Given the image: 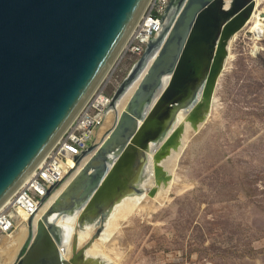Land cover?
<instances>
[{"label": "water", "instance_id": "water-1", "mask_svg": "<svg viewBox=\"0 0 264 264\" xmlns=\"http://www.w3.org/2000/svg\"><path fill=\"white\" fill-rule=\"evenodd\" d=\"M150 1L0 0V206L97 92ZM255 6V0H170L164 16L172 14L170 21L112 97L114 108L160 46L126 111L36 233L30 230L14 264H84L75 241L65 259L64 229L48 215L87 203L79 223L98 225L94 240L112 203L143 191L148 155L157 179L170 178L156 164L180 144L186 122L195 131L207 122L231 42ZM180 113L185 119L175 128ZM108 153L118 154L112 168L104 162Z\"/></svg>", "mask_w": 264, "mask_h": 264}, {"label": "rangeland", "instance_id": "rangeland-1", "mask_svg": "<svg viewBox=\"0 0 264 264\" xmlns=\"http://www.w3.org/2000/svg\"><path fill=\"white\" fill-rule=\"evenodd\" d=\"M249 30L231 45L206 124L169 166L167 202L116 230L107 248L114 264H264V35ZM140 58L122 53L97 91L112 98Z\"/></svg>", "mask_w": 264, "mask_h": 264}, {"label": "bare ground", "instance_id": "bare-ground-1", "mask_svg": "<svg viewBox=\"0 0 264 264\" xmlns=\"http://www.w3.org/2000/svg\"><path fill=\"white\" fill-rule=\"evenodd\" d=\"M255 1H256L255 12L252 16L251 21L249 22V24L247 25L245 29H248V30L250 29L248 33L253 34L252 36L256 40H259L264 35V16H263L264 13L260 12L259 10V8L261 7L260 5L264 2V0H255ZM171 15L172 14L167 16V19L165 20L166 23L170 21ZM237 35L235 36V38L237 37ZM233 41L231 42V45ZM125 44L123 45V47L125 46ZM231 45H230V50H231ZM160 49L161 47L158 46L157 48L153 50V52L148 57L146 64L144 68L142 69V71L140 72L139 76L127 88L125 94L119 99L116 106L114 108H111L108 106V109L104 115L103 121L100 123L98 128L95 130V133L100 130L103 124L105 125L106 128L109 125L110 127L108 131L103 133V136L99 138V142L95 144L94 146H92L93 147L92 150H89L88 148L87 155L85 156V158H83L81 162H73L72 160H68L67 162L64 163V170L66 174L64 175L62 180L59 182V184H57L54 187V190L52 191L50 196L46 198V200L40 206V208L38 209L35 215L30 216L27 214H23L21 212L19 213L20 223L19 222L17 223V230L13 234V238L11 239L12 235L6 236L5 241L9 239L10 240L7 241L6 245L0 248V258H1L0 264H12V262L15 259V255L17 254L16 253L17 249H19V247H21L23 244L24 245L22 247L25 246L26 244L25 240L27 239L28 232L30 233V230L33 229V232L36 233L38 221L43 219V216L53 206L54 202H56L58 198H60L63 192H65L66 189L70 186V184L80 175L85 165L91 160V158L96 154V152L100 148H102V145L109 138L114 127L116 126V123L119 122L122 113L126 111L131 98L133 97L134 93L138 89L143 77L146 75L148 68L151 66L155 58L158 56ZM230 56H231V53H230ZM230 56H229L228 61H226L227 65L224 66L225 67L224 69H227L228 64L230 65L229 62L232 61V58H230ZM221 77L222 75L220 76V79ZM96 102H97V105H105L106 98H102L98 96ZM215 103H216V97L214 95V102L212 105L211 112L213 111ZM83 108L81 107V109L78 111L77 113L78 115L80 114ZM76 115L71 122H73L74 119L77 118L78 115L77 116ZM183 119H185V115L183 113H180L178 116V121L175 125V128L180 123L183 122ZM203 125H201L200 128ZM200 128H198V131H195L192 129L190 123L186 122L185 123V133L183 134L181 138L180 144L176 146L175 148H168L166 155L162 159L158 160L156 165L162 168L163 170H165L170 175V178L166 182L164 180H158L157 177L154 175L153 173L154 171L153 154L148 155V160H147L145 168L150 173L148 176H145L140 182L141 186H143L141 187L143 191L141 193H129L125 195H120L119 199L117 201H114V203H112L110 207L111 208L110 213L108 214V217L103 224L102 232L98 238L93 240L94 234L96 230L98 229V225L95 222L93 223L88 222V223H85L83 226H81L79 223L82 213L86 209V206H88L87 203H83L79 205L76 209L72 211L71 214H63V213H58V212H53L52 214L50 213L48 215V220L53 221L54 223L58 224L61 228L64 229V234H63L64 235V241H63L64 245H62V248L64 249V251L62 252V254L65 257V259L69 260V258L72 257L73 244L75 241L76 242L75 245L77 246L78 250L82 248L84 249V255L81 256L82 259L85 260L84 264H112L114 262L113 259L110 257L112 253H108L107 248L111 247V245L115 241L116 230H118L121 227V223L125 221L127 216H129L130 214L134 212L148 213V212L154 211L155 208H158L161 205H163L165 202H167L168 189L170 188L172 181L174 182L175 180L174 174L172 173L169 166L172 163L178 161L182 151L184 150L188 142V139L190 138L188 135L189 132L191 131L197 134ZM117 155L118 154H114V153H110V154L108 153L106 155L110 157L109 161H107V159H104V162L106 163L108 168H112L115 165V162L118 160ZM70 168L72 169L69 170ZM33 170L34 168L24 176V178L12 190L9 197L6 199L4 203L8 202L10 197L15 194V192L22 185V183H24V181L28 178V176L32 173ZM91 172H92L91 170L88 171V173H91ZM128 188H124L125 189L124 191H126ZM153 189H155V193L150 194L151 190ZM147 199H153V200L147 201ZM2 205L0 206V208L2 207Z\"/></svg>", "mask_w": 264, "mask_h": 264}, {"label": "built area", "instance_id": "built-area-1", "mask_svg": "<svg viewBox=\"0 0 264 264\" xmlns=\"http://www.w3.org/2000/svg\"><path fill=\"white\" fill-rule=\"evenodd\" d=\"M170 0H151L132 31L121 52L142 57L148 45L163 32L165 14ZM120 55V56H121ZM119 56V57H120ZM106 98L105 105H97V97ZM112 98L97 91L84 106L62 137L34 168L8 202L0 208V237L13 235L17 230L19 213L33 216L64 177V163L81 162L88 148L95 145V130L103 121ZM99 142V139L97 140ZM70 168L69 170H71Z\"/></svg>", "mask_w": 264, "mask_h": 264}]
</instances>
